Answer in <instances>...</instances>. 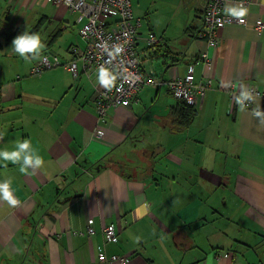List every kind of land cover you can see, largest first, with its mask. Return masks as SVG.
<instances>
[{
  "label": "crops",
  "instance_id": "0c3cea01",
  "mask_svg": "<svg viewBox=\"0 0 264 264\" xmlns=\"http://www.w3.org/2000/svg\"><path fill=\"white\" fill-rule=\"evenodd\" d=\"M206 2L131 0L145 72L212 80L179 127L164 82L99 118L97 73L80 62L76 76L62 67L31 75L37 55L14 53V36L38 32L40 52L68 59L70 45L85 46L83 20L51 0H0V148L28 138L43 158L23 173L0 160L18 198L0 200V264H105L100 251L127 254L126 264H264V96L250 107L236 98L249 85L264 91V0L242 5L245 23L218 28L215 46L198 35ZM234 5L226 0L224 12ZM148 32L159 42L149 45Z\"/></svg>",
  "mask_w": 264,
  "mask_h": 264
},
{
  "label": "built area",
  "instance_id": "2783aa9c",
  "mask_svg": "<svg viewBox=\"0 0 264 264\" xmlns=\"http://www.w3.org/2000/svg\"><path fill=\"white\" fill-rule=\"evenodd\" d=\"M226 0H207L202 13V28L198 35L206 40L207 45H217V29L225 23H245V17H234L224 12ZM247 6L249 0H237ZM56 6H64L75 12L78 19H82L79 35L84 40L83 48L70 45L68 52L71 57L62 59L56 52L49 49L40 52L30 67V74L37 75L53 67H62L73 76L78 74L77 63H81L82 70L88 75L97 73L96 69L103 65L115 77L111 85L105 87L100 83L93 85L95 89V109L98 117H102L109 107L129 106L136 94L144 86L158 87L165 83L170 94L191 105L199 103L205 90L211 86L212 80L205 76L197 81L191 71L182 76H174L167 81L156 80L151 72L142 69V60L135 50V41L140 27L139 17L132 13L131 0H51ZM110 18V20H107ZM263 22L256 21L255 27L261 28ZM145 40L149 45L159 42L160 37L148 32ZM119 49V51H117ZM201 59L205 66L210 64L206 52H202ZM243 92L247 97H236L238 102L250 107L252 100L264 96V91L249 85ZM99 134L102 131H97ZM79 234L83 233L77 230ZM86 233H93L88 226ZM104 241H113L116 236L113 224L102 226ZM97 259L105 264H126L127 254L106 255L103 251L97 253Z\"/></svg>",
  "mask_w": 264,
  "mask_h": 264
},
{
  "label": "clouds",
  "instance_id": "9594fccd",
  "mask_svg": "<svg viewBox=\"0 0 264 264\" xmlns=\"http://www.w3.org/2000/svg\"><path fill=\"white\" fill-rule=\"evenodd\" d=\"M226 13L234 17H243L247 9L242 5L227 6ZM44 47L41 35L38 32L29 31L27 28L14 36L10 49L19 57L27 60L34 58ZM119 51V49H117ZM98 82L108 87L115 79L109 70L103 65L96 69ZM247 92H242L241 96L247 97ZM0 160L11 161L19 165L20 172H27L29 169H35L42 165L43 158L36 147L31 144L28 138H18L12 148H0ZM0 200L6 201L9 205L15 206L18 198L14 195V189L9 179L0 180Z\"/></svg>",
  "mask_w": 264,
  "mask_h": 264
},
{
  "label": "trees",
  "instance_id": "16d2710c",
  "mask_svg": "<svg viewBox=\"0 0 264 264\" xmlns=\"http://www.w3.org/2000/svg\"><path fill=\"white\" fill-rule=\"evenodd\" d=\"M3 25L4 24L0 21V27ZM179 103L180 107L177 112V124L179 127H183L191 121L195 113V107L183 100H179Z\"/></svg>",
  "mask_w": 264,
  "mask_h": 264
},
{
  "label": "rangeland",
  "instance_id": "374dc122",
  "mask_svg": "<svg viewBox=\"0 0 264 264\" xmlns=\"http://www.w3.org/2000/svg\"><path fill=\"white\" fill-rule=\"evenodd\" d=\"M59 55V54H58ZM60 56V55H59ZM63 60H64V58L62 57V56H60Z\"/></svg>",
  "mask_w": 264,
  "mask_h": 264
}]
</instances>
